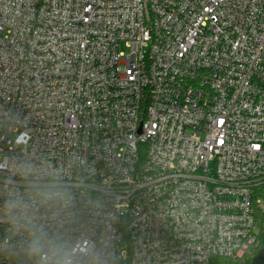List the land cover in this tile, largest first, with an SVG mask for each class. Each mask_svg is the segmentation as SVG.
I'll return each mask as SVG.
<instances>
[{"label":"built area","instance_id":"built-area-1","mask_svg":"<svg viewBox=\"0 0 264 264\" xmlns=\"http://www.w3.org/2000/svg\"><path fill=\"white\" fill-rule=\"evenodd\" d=\"M262 217L264 0H0V264H245Z\"/></svg>","mask_w":264,"mask_h":264},{"label":"trees","instance_id":"trees-1","mask_svg":"<svg viewBox=\"0 0 264 264\" xmlns=\"http://www.w3.org/2000/svg\"><path fill=\"white\" fill-rule=\"evenodd\" d=\"M262 222L264 224V217H262ZM263 244H264V239H263ZM251 261H252V259H247L245 264H250ZM212 263L213 264H235L236 262H234L233 260H231L229 258L214 257L212 260Z\"/></svg>","mask_w":264,"mask_h":264},{"label":"water","instance_id":"water-1","mask_svg":"<svg viewBox=\"0 0 264 264\" xmlns=\"http://www.w3.org/2000/svg\"><path fill=\"white\" fill-rule=\"evenodd\" d=\"M250 264H264V244L256 253Z\"/></svg>","mask_w":264,"mask_h":264},{"label":"rangeland","instance_id":"rangeland-1","mask_svg":"<svg viewBox=\"0 0 264 264\" xmlns=\"http://www.w3.org/2000/svg\"><path fill=\"white\" fill-rule=\"evenodd\" d=\"M121 50H122V51H124V50L127 51L128 49L125 47V45H122V46H121ZM235 264H236V263H235Z\"/></svg>","mask_w":264,"mask_h":264}]
</instances>
